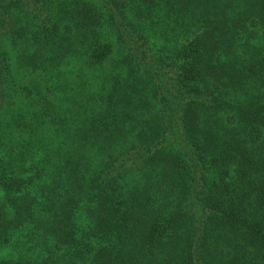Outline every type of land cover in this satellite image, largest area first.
Wrapping results in <instances>:
<instances>
[{"label": "trees", "instance_id": "16d2710c", "mask_svg": "<svg viewBox=\"0 0 264 264\" xmlns=\"http://www.w3.org/2000/svg\"><path fill=\"white\" fill-rule=\"evenodd\" d=\"M0 264H264V0H0Z\"/></svg>", "mask_w": 264, "mask_h": 264}]
</instances>
